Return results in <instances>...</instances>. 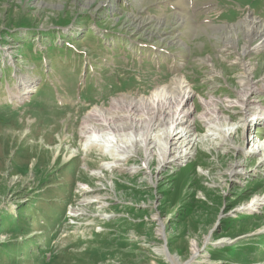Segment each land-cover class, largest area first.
Returning a JSON list of instances; mask_svg holds the SVG:
<instances>
[{
  "label": "rangeland",
  "instance_id": "374dc122",
  "mask_svg": "<svg viewBox=\"0 0 264 264\" xmlns=\"http://www.w3.org/2000/svg\"><path fill=\"white\" fill-rule=\"evenodd\" d=\"M254 25L264 29V0H0V264H264V123L247 111L264 107V87L253 93L264 48L245 54L264 37L249 40ZM177 77L197 135L184 163L142 166L137 150L103 169L109 156L82 153L94 108ZM200 98L218 101L224 120L211 126L250 124L222 142L224 128L198 118Z\"/></svg>",
  "mask_w": 264,
  "mask_h": 264
},
{
  "label": "bare ground",
  "instance_id": "6f19581e",
  "mask_svg": "<svg viewBox=\"0 0 264 264\" xmlns=\"http://www.w3.org/2000/svg\"><path fill=\"white\" fill-rule=\"evenodd\" d=\"M245 30L249 40H254L260 31L264 32V29L260 30L259 26L255 25L249 29L247 27ZM260 41L261 42L257 45H253L254 42H252V47H248L245 54L249 51L255 52L256 54L259 53L261 50L258 52L256 51L260 48H264L263 36H260ZM247 44H249V42H247ZM243 65L245 64L243 63ZM245 67V73L251 76V71L254 68L249 67L248 63ZM251 78L252 76L245 79V82L248 81V83H245L243 80V82L247 84L246 89L248 90H252L248 88L252 85L249 82ZM26 84L25 82V85ZM239 84L242 85L241 82H239ZM172 85V89L162 87L155 91L150 97L146 98H130L129 102H127L125 98H121L118 101L115 99L111 100V104L115 106L117 104L121 105L118 110L107 111L105 108H94L91 113L84 118L80 127V137L83 142L81 145L82 153L86 154L91 152L90 150L95 149L100 152V154L109 156L111 161L102 166L103 169L122 168L123 163L129 160L132 154L136 153L137 150L143 152L142 166H148L149 159L152 156L158 158L157 163L159 166H164L166 163H184L188 157L193 155V150L186 146L194 143L197 139L195 131L192 129L189 130L192 124L191 116L195 113L189 101L191 100L193 92H190V87L182 77H177ZM262 87H264V83H260L259 88L253 90V93L260 91ZM241 92L243 91H240V93ZM246 96L248 95L245 94L240 96L243 104ZM200 100L203 109L198 115V118L209 125L210 130L219 131L221 128H224V130H220L223 132L221 133L222 142L228 135L234 134L238 128H245V125L248 127L247 123L250 124L249 120L248 122L246 121V124H244V121L242 125H230L227 123L225 117L224 126L221 124L211 126L218 121L224 120L216 105L218 101L212 98L209 100L200 98ZM254 102L252 104L249 102L251 105H249L248 110H246L249 112L252 111V120L264 123V107ZM226 103L228 106L229 103H232V100H226ZM238 104L239 102L235 101L234 105ZM132 107L136 108L137 114L135 111L130 110ZM234 125L236 128L232 129ZM182 139H184L183 142H181ZM178 143H180L179 146ZM263 147L264 143L258 146V150L264 149ZM232 148L236 149L234 146H232ZM254 151L255 148L252 152ZM245 152H249V150ZM263 203L264 202H262V204ZM160 232L161 229L159 230V233ZM196 250V248H193L192 256L188 263L195 259L197 254ZM168 261L170 264H177L174 258H168Z\"/></svg>",
  "mask_w": 264,
  "mask_h": 264
},
{
  "label": "trees",
  "instance_id": "16d2710c",
  "mask_svg": "<svg viewBox=\"0 0 264 264\" xmlns=\"http://www.w3.org/2000/svg\"><path fill=\"white\" fill-rule=\"evenodd\" d=\"M226 220H229V219H226ZM226 220H225V221H223V224L227 226V225H229V223H227V222H226ZM257 243H262V242H261V241H259V242H257ZM211 252H213V250H211Z\"/></svg>",
  "mask_w": 264,
  "mask_h": 264
}]
</instances>
